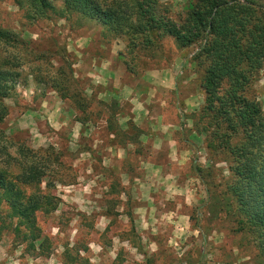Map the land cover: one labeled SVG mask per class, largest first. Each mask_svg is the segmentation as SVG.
I'll return each instance as SVG.
<instances>
[{"label":"rangeland","instance_id":"374dc122","mask_svg":"<svg viewBox=\"0 0 264 264\" xmlns=\"http://www.w3.org/2000/svg\"><path fill=\"white\" fill-rule=\"evenodd\" d=\"M162 1L171 4L170 10L174 15L182 12L185 4V0ZM55 2L60 4L62 0ZM27 14L28 7L25 4L22 6L20 0H0V28L15 32L28 44L20 47L26 49L24 52L11 57L20 65L21 77L15 92L6 99L9 115L3 127L8 135L24 140L35 150L52 147L63 152L62 160L71 166L65 174L74 183H57L53 192L61 200L58 210L48 216H39L42 234L47 241L43 248L38 249L37 245L36 250L27 241L21 259L31 256L33 264H264V258L257 255L253 237L235 232L237 225L227 216L224 208H211L210 202L214 200L210 199L206 189L209 187L213 194L224 190L229 171L228 165L210 150L204 152L207 161L205 158L197 161L202 166V171L197 172L192 168L194 158L200 157L197 152L192 151L183 152L180 158L186 162L185 158L192 157V161H187L182 165L183 168H176L181 179L186 180V193L191 195V204L185 203L186 193H172L166 183L162 185V179L161 183L156 182V187L152 190L157 203L153 205L152 215L157 216L161 211L177 207L190 216L192 228L199 229L200 233L189 235V232H194L182 231L184 223H177L172 219L174 217L164 219L168 217L166 214L158 222L152 221L155 226L150 233H146L148 226L153 224L148 225L139 217L137 207L143 203L142 194L148 192L142 186V180L146 176H154V180L156 176L153 171L144 176L137 169L140 158L139 149L136 148L137 135L133 137L136 142L132 141V147H129L130 154L124 156V159L117 153L99 149L98 137L105 139L107 134L106 113L113 101L119 102V99L111 94V83H96L91 74L95 72L96 66L102 65L104 58H112V67L118 69V75L124 82L139 85L142 83V76H132L123 61L119 60L117 50H124V43L104 39L101 28L95 23H81L76 16H53L36 20L29 18ZM113 43L117 44L115 52H112ZM2 47L0 44V48ZM64 48L67 50L65 58L61 53ZM164 48L166 56L160 66L162 69H175L177 87L173 91L158 93L151 110L155 116L161 112L166 120L176 122L180 119V113L173 109V103L177 96L186 98L192 94L193 104L187 113L182 114L192 117L193 130L198 125L197 113L205 98L198 80L197 72L200 67L193 59L197 48L177 50L173 41H167ZM60 67L61 72H64L63 76L58 75ZM101 69L105 74L107 69ZM70 70L80 81L87 96L97 98L91 102L87 112L79 109L74 100L63 99L52 89L53 80L59 78L69 89L70 95H73ZM262 72L264 69L250 91L256 98L260 92H264V88L258 91L255 86L264 79ZM35 75L38 81L35 80ZM164 98L169 101L170 107H167L169 110L162 111L159 105ZM118 104L112 108L131 114L128 103ZM261 104L264 110V102ZM77 120L85 122L78 125ZM177 137L182 135L178 134ZM201 137L205 139V136ZM203 143L205 146L206 142ZM193 144L196 143H192L195 148L196 145ZM200 144L199 139L197 146H201ZM143 157L145 156H141ZM156 157L162 164V173L170 175V164L167 163L170 159L167 155L162 152ZM171 162L180 165L176 163L178 160L171 159ZM209 166H212L211 169ZM127 167L131 168L130 181L122 173V168ZM167 194L175 197L168 199ZM188 226L190 225L187 224L185 229ZM6 235L11 237L14 234ZM200 235L207 238L206 243H203ZM20 242L15 236L9 252ZM131 249H135V252ZM137 256L142 259H136Z\"/></svg>","mask_w":264,"mask_h":264},{"label":"trees","instance_id":"16d2710c","mask_svg":"<svg viewBox=\"0 0 264 264\" xmlns=\"http://www.w3.org/2000/svg\"><path fill=\"white\" fill-rule=\"evenodd\" d=\"M20 4L36 20L76 16L81 23H95L104 39L124 43L118 58L132 76L162 69L167 41H173L177 50L197 48L193 59L200 67L198 80L205 98L192 131L205 136V149L218 155L229 171L224 190L213 194L206 189L214 200L210 205L224 208L237 225L234 231L252 236L257 255L264 258V110L250 93L264 69V0H185L176 15L162 0H62L60 4L20 0ZM0 44V156L6 157L0 161V238L12 233L36 250L47 241L39 216L55 213L61 203L53 190L57 183L70 185L74 180L65 174L71 166L62 160L63 152L52 147L35 150L4 129L9 115L6 99L21 77L20 65L11 57L24 52L20 47L28 44L6 28H0ZM66 52L65 48L61 52L64 58ZM61 69L58 75L63 76ZM70 74L72 96L59 78L53 80L52 89L87 112L97 98L87 96L71 70ZM118 103L114 100L106 113L107 130L116 135L118 144L136 142L141 130L132 121L130 135L120 130L118 115L125 112L112 108ZM198 159L192 162L197 172L202 171ZM122 173L130 175L131 168H122Z\"/></svg>","mask_w":264,"mask_h":264},{"label":"crops","instance_id":"0c3cea01","mask_svg":"<svg viewBox=\"0 0 264 264\" xmlns=\"http://www.w3.org/2000/svg\"><path fill=\"white\" fill-rule=\"evenodd\" d=\"M117 44L114 43L112 46V52H115ZM120 52V49L117 52ZM118 52V53H119ZM103 63L101 66H96L94 69V73L91 74L93 77L94 82L102 83V84H112L113 90L111 94L119 99L120 103H128L131 107V114L126 113H119L118 121L120 125V130L126 134L130 135L129 132V122L132 121L134 125H136L141 132L137 136L136 148L139 149V156L138 159L139 165L137 169H140L145 176V173H149L153 171V175L156 176V179L153 180L146 176L143 181V185L145 190H148L147 194H142V205L137 207L139 213V217L143 218L146 224L151 225L153 224L152 221L158 222L160 217L163 214L168 215V217H174L172 219L176 220L177 223H184L185 227L187 224L190 225L188 228H182V231L189 232L192 230L194 233L199 234V229H193L191 226L190 216L186 213L179 211L177 207L174 209H170L168 211H161L159 215H152L153 212V205L157 204L154 200L153 189L156 187V182L161 183V179L163 180V184L169 187L172 190V193H183L185 195L187 183L186 180L181 179V177L177 174L176 168H181L182 165L184 166L187 161H192V157H187L186 162L183 164L176 162L180 165H175L171 162L173 159L172 153L175 154V160H181L183 152L192 151L197 152L200 157L198 161H203L205 146H204V139L197 135L191 129V122L192 118L189 116H183L182 112L187 113L188 108L191 104H193L194 95L187 96L186 98H179L173 103V109L176 110L177 113H180V119L176 122H171L165 119V115L161 112L157 113L155 116L151 110L153 102L156 100L154 99L158 93H162L163 91H173L177 87V75L175 73V69H153L147 71L144 76L141 78L142 83L137 85H132L131 83L124 82L121 76L118 75V69H113V61L112 58L106 59L104 58ZM101 67L106 68V75L103 74ZM141 86V87H138ZM183 99V101H182ZM203 104V102H202ZM160 109L162 111L166 110L167 107H170L169 101L167 99H162L160 102ZM169 110V109H167ZM179 116V115H178ZM181 121L184 124H181ZM106 128H107V121L105 120ZM78 125H82V123L77 122ZM178 134L182 135V137H177ZM186 136H183L185 135ZM201 142V146H197V142ZM203 139V140H202ZM126 145L118 144L116 141V135L111 133L107 130L106 138L98 137L97 143L100 150L110 151L111 153H117L118 155L127 156L130 154L129 147H132V143L130 139L127 140ZM195 148L192 146V143ZM185 147V148H184ZM165 153L170 159L167 163L170 164L171 173L170 175L162 173V164L157 159L156 156ZM141 156H145L141 158ZM206 159V158H205ZM207 161V159H206ZM167 164V165H168ZM183 168V167H182ZM128 176V180H131V176L128 174H123V176ZM151 188V190H150ZM169 197L174 198L175 195L167 194ZM191 195L186 193L185 196V203L191 204L190 202ZM195 200V199H194ZM193 200V201H194ZM159 216V217H158ZM181 217H184L185 220H181ZM161 225V222L159 223ZM155 225L148 226V230L146 233H150L152 228ZM188 229V230H187ZM154 232H152L153 234ZM155 235V234H153ZM202 238L203 243L207 242V238L200 235ZM155 242V241H154ZM208 264H212V262H208ZM219 264V263H218ZM221 264V263H220ZM237 264V263H232Z\"/></svg>","mask_w":264,"mask_h":264},{"label":"clouds","instance_id":"9594fccd","mask_svg":"<svg viewBox=\"0 0 264 264\" xmlns=\"http://www.w3.org/2000/svg\"><path fill=\"white\" fill-rule=\"evenodd\" d=\"M262 76H264V72H262ZM258 91L261 88H264V79H261L260 82L255 85ZM257 99L261 102H264V92H260V94L257 96ZM13 156H15V152L13 151ZM173 159H175L174 152L172 153ZM5 156H0V161L5 160ZM179 163L183 164L185 161L183 159L178 161ZM183 193H177V195H182ZM179 207V205H178ZM164 219H169V217H164ZM181 220H185L184 217H181ZM147 227V225H145ZM155 231V229H153ZM189 235H194L195 233L189 232ZM177 235H180V233H177ZM186 238V237H185ZM15 240V236H8L5 235L3 238H0V264H33V260L31 256H24L23 259H21L22 254L24 253V249L27 247V242H20L17 243V246L14 248V250L9 252V249H12L13 242ZM125 247H127V244H125ZM131 251L135 252V249H131ZM153 251H155V247H153ZM136 259H142V257L137 256Z\"/></svg>","mask_w":264,"mask_h":264}]
</instances>
